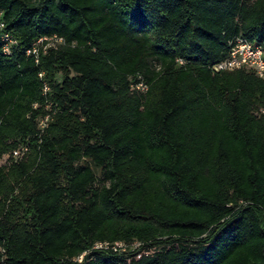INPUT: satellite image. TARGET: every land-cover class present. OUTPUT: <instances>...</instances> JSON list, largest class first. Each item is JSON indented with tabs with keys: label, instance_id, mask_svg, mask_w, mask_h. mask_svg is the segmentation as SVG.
Returning a JSON list of instances; mask_svg holds the SVG:
<instances>
[{
	"label": "trees",
	"instance_id": "trees-1",
	"mask_svg": "<svg viewBox=\"0 0 264 264\" xmlns=\"http://www.w3.org/2000/svg\"><path fill=\"white\" fill-rule=\"evenodd\" d=\"M0 21V155L28 147L0 166V264H264V81L212 69L238 37L264 51V0H0ZM43 36L63 43L36 64ZM116 240L148 253L91 250Z\"/></svg>",
	"mask_w": 264,
	"mask_h": 264
},
{
	"label": "built area",
	"instance_id": "built-area-1",
	"mask_svg": "<svg viewBox=\"0 0 264 264\" xmlns=\"http://www.w3.org/2000/svg\"><path fill=\"white\" fill-rule=\"evenodd\" d=\"M0 43L2 44V51L5 54H9L11 47L15 44V40L12 34L4 30V25L0 21ZM63 40L56 36H43L35 39L31 46L26 49L25 54L31 56L34 63L39 62L40 55L47 52L49 48H56L57 45H61ZM41 50V52H40ZM214 72L219 71H233L237 69H246L252 71L254 75L264 81V51L260 46L253 45L243 38H236L230 45L227 56L214 64L212 67ZM38 78L41 82L42 94H46L49 91L48 84L43 80V72L38 73ZM136 89L141 91L145 90L146 86L142 83L135 85ZM36 105L34 104L33 107ZM48 106H46L47 109ZM50 120L48 113L40 116L36 119V128L40 132L47 127ZM28 153L27 146H16L8 153V157L11 163H15L22 160ZM140 246L139 242L126 243L124 241H98L95 242L91 250L102 252H114V253H128L134 252V258L139 259L142 254H147L146 251H138ZM86 251L82 252L75 258H73L68 264H83V259Z\"/></svg>",
	"mask_w": 264,
	"mask_h": 264
},
{
	"label": "rangeland",
	"instance_id": "rangeland-1",
	"mask_svg": "<svg viewBox=\"0 0 264 264\" xmlns=\"http://www.w3.org/2000/svg\"><path fill=\"white\" fill-rule=\"evenodd\" d=\"M13 140H14V143H13ZM12 144H14V146L16 147V146H22V147H24V146H26L24 143H22L20 140H16V139H13V138H8L7 140H6V150L4 151V153H2L1 155H0V166H3V167H5V169H9L10 168V166L12 165V163L10 162V159L9 158H7L8 157V153H9V151L11 150L10 149V146L12 145ZM13 146V145H12ZM11 146V147H12Z\"/></svg>",
	"mask_w": 264,
	"mask_h": 264
}]
</instances>
